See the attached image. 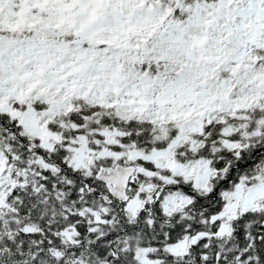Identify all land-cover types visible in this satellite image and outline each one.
I'll return each mask as SVG.
<instances>
[{
	"label": "snow or ice",
	"instance_id": "1",
	"mask_svg": "<svg viewBox=\"0 0 264 264\" xmlns=\"http://www.w3.org/2000/svg\"><path fill=\"white\" fill-rule=\"evenodd\" d=\"M0 264H264V0H0Z\"/></svg>",
	"mask_w": 264,
	"mask_h": 264
}]
</instances>
